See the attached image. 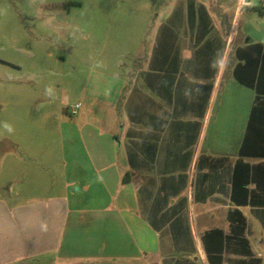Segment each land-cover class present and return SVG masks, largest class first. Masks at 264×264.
Instances as JSON below:
<instances>
[{"label": "crops", "instance_id": "obj_1", "mask_svg": "<svg viewBox=\"0 0 264 264\" xmlns=\"http://www.w3.org/2000/svg\"><path fill=\"white\" fill-rule=\"evenodd\" d=\"M243 3L183 0L127 64L93 65L61 153L0 187V264H264V42L237 33Z\"/></svg>", "mask_w": 264, "mask_h": 264}, {"label": "rangeland", "instance_id": "obj_2", "mask_svg": "<svg viewBox=\"0 0 264 264\" xmlns=\"http://www.w3.org/2000/svg\"><path fill=\"white\" fill-rule=\"evenodd\" d=\"M250 1L241 6L237 33L264 42V0ZM181 2L0 0V187L31 165H39L41 179L47 158L61 153L65 120L76 116L68 111H82L93 65L127 64L144 31L152 38L168 13H185Z\"/></svg>", "mask_w": 264, "mask_h": 264}, {"label": "clouds", "instance_id": "obj_3", "mask_svg": "<svg viewBox=\"0 0 264 264\" xmlns=\"http://www.w3.org/2000/svg\"><path fill=\"white\" fill-rule=\"evenodd\" d=\"M224 66H225V59L222 58V57H218L216 60L213 61V67H217V68L222 69ZM110 91H111V89H108V90L105 92V95H109V94H110ZM4 127H5L9 132L12 131V128H11L10 125H8V124H4Z\"/></svg>", "mask_w": 264, "mask_h": 264}, {"label": "trees", "instance_id": "obj_4", "mask_svg": "<svg viewBox=\"0 0 264 264\" xmlns=\"http://www.w3.org/2000/svg\"><path fill=\"white\" fill-rule=\"evenodd\" d=\"M260 9V8H259ZM259 80V79H258ZM261 90V88H259V85H258V83L256 84V91L258 92V90ZM262 90H264V88L262 89ZM258 93H260V92H258ZM260 94H264V93H260ZM257 104L258 105H264V98H257ZM226 159H224V161H225ZM223 160H221V159H216L215 160V163L216 164H220V163H222V162H224Z\"/></svg>", "mask_w": 264, "mask_h": 264}, {"label": "built area", "instance_id": "obj_5", "mask_svg": "<svg viewBox=\"0 0 264 264\" xmlns=\"http://www.w3.org/2000/svg\"><path fill=\"white\" fill-rule=\"evenodd\" d=\"M78 109H79V105L73 106L72 109L70 110L71 114L72 115L76 114Z\"/></svg>", "mask_w": 264, "mask_h": 264}]
</instances>
